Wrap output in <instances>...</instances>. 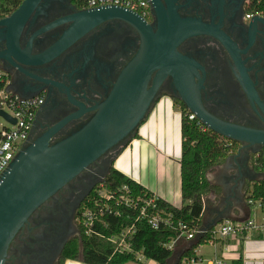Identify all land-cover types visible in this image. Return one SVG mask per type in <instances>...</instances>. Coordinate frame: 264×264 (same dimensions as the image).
<instances>
[{"label":"flooded vegetation","instance_id":"1","mask_svg":"<svg viewBox=\"0 0 264 264\" xmlns=\"http://www.w3.org/2000/svg\"><path fill=\"white\" fill-rule=\"evenodd\" d=\"M150 1L152 16L143 20L154 33L160 20L163 23L173 12L199 28L176 47L196 66H182L177 77L176 60L169 58V71L156 88V98L168 96L188 113L185 98L209 120L264 131V8L256 5L257 0ZM78 10L82 9L71 0H43L22 31L20 49L30 46L32 56L47 50L71 23L39 32ZM145 40L137 27L114 15L49 62L31 63L27 56L12 53L0 58V72L7 74L12 92L42 98L29 142L64 123L52 139L60 142L92 122L122 76L148 72L146 61L141 69L131 68ZM6 50V43L0 41V54ZM149 74L147 89L151 90L162 75L161 68ZM219 137L235 147L232 154H239L227 165L239 161L244 175L251 148ZM119 147L110 149L32 214L13 239L5 264H60L75 242L82 255L83 206L108 176Z\"/></svg>","mask_w":264,"mask_h":264},{"label":"water","instance_id":"2","mask_svg":"<svg viewBox=\"0 0 264 264\" xmlns=\"http://www.w3.org/2000/svg\"><path fill=\"white\" fill-rule=\"evenodd\" d=\"M42 1L24 0L14 13L0 19V41L6 43L7 49L0 54V58H9V54L12 53L15 57L27 56L31 63L49 62L65 53L104 20L115 15L137 27L146 38L143 51L132 63L131 68L141 69L142 62L146 61L144 69L148 72L144 75L122 76L112 98L102 106L95 119L79 132L55 143L52 139L63 126L64 123H61L33 142H28L9 169L0 176V264L6 263L13 239L39 207L110 149L120 146L118 155L133 139L156 105L157 99L161 97L156 98V88L167 74L166 71H169V58L176 60L177 77L183 69L182 66H196L193 60L176 51L182 40L197 34L199 28L195 27L193 20L181 19L173 12L171 18L163 20V23L160 20L159 30L154 33L139 14L118 7L82 9L53 22L39 33L62 24H71L52 46L41 54L32 56L30 46L26 50L20 49V37L28 19ZM158 67L161 68L162 75L155 81V87L148 90L149 72ZM177 85L182 87L178 81ZM184 101L189 112L196 114L197 119L208 130L240 143L243 147L251 148V155L264 147V131L231 125L215 119L209 120L196 108L191 107L185 98ZM1 115L10 119L5 113L1 112ZM236 156H229L225 164ZM233 208L234 206L228 204L219 206L220 222L229 220ZM173 258L174 255L171 259ZM180 259L181 257H178L175 264H178Z\"/></svg>","mask_w":264,"mask_h":264},{"label":"trees","instance_id":"3","mask_svg":"<svg viewBox=\"0 0 264 264\" xmlns=\"http://www.w3.org/2000/svg\"><path fill=\"white\" fill-rule=\"evenodd\" d=\"M24 0H0V18H5L14 13ZM71 2L82 9L79 0ZM256 5L264 8V0H257ZM177 107V104H175ZM182 112V199L184 206L181 209L173 207L162 199L157 200L159 211L164 215H172L173 221H182L190 228H203L202 215L204 211V198L209 195L213 187L207 180V174L214 167L225 163L226 159L235 150L234 146L221 140L219 135L212 131L202 132L196 122L190 121L184 108ZM136 133L133 138H138ZM117 156V155H116ZM251 164L258 172L264 173V155L257 158L251 155ZM128 187L134 196L148 197L153 194L143 186L129 177L117 171L112 165L106 179L100 183L91 193L85 202L82 213L86 208H93L92 201L98 195V191L112 192L116 189ZM249 201H262L264 203V179L256 181L248 188ZM81 213V215H82ZM137 211L120 208L118 216L105 217L103 221H96L94 230L98 234L88 236L82 227V248L80 256V244L75 242L69 245L60 264L67 260L81 261L84 264H129L139 263V255L146 260L157 264H168L174 252L167 246L177 237L178 233L168 227L161 226L158 230L153 229L146 220L139 219ZM135 225L136 232L130 240L132 251L115 253L116 245L109 242V238L119 235L123 230ZM205 237L194 241L181 257L178 264H181L184 257L194 255V250L204 244ZM232 264H244L243 251L240 257Z\"/></svg>","mask_w":264,"mask_h":264},{"label":"crops","instance_id":"4","mask_svg":"<svg viewBox=\"0 0 264 264\" xmlns=\"http://www.w3.org/2000/svg\"><path fill=\"white\" fill-rule=\"evenodd\" d=\"M137 134L138 138L131 139L127 146L120 150L113 162L114 168L150 191L157 199L181 209L184 206L181 191V110L170 97H161L139 127ZM237 157L239 154L234 158ZM242 169L238 161L231 165L222 164L208 172L207 180L213 190L204 198L201 221L203 228L209 229L220 222L218 210L221 204L234 206L229 214L231 221L255 220L256 206L264 211L257 201L248 200L249 186L263 180L264 173L256 171L251 161L248 162L244 175ZM193 243L194 241L185 238L179 240L172 250L174 257L176 254L182 257ZM207 247L211 249L210 252L202 250L205 245L197 248L206 260L213 258L216 253L223 257L227 264H232L239 259L242 250L244 264H264V233L261 232L252 231L241 241L226 239L219 242L216 248ZM147 261L148 264H157L151 260ZM65 264L84 263L67 260Z\"/></svg>","mask_w":264,"mask_h":264},{"label":"built area","instance_id":"5","mask_svg":"<svg viewBox=\"0 0 264 264\" xmlns=\"http://www.w3.org/2000/svg\"><path fill=\"white\" fill-rule=\"evenodd\" d=\"M82 9H98L105 7H118L139 14L142 18H151L152 7L150 0H79ZM42 104V98L34 96L23 98L10 90V80L6 73L0 72V118L5 122L0 130V176L9 169L11 163L29 142L37 110ZM5 113L10 119L1 115ZM188 119L194 121L200 131L206 132L208 128L197 119L196 115L188 112ZM257 158L264 155V147L256 154ZM157 198L152 195L148 197L134 196L128 187L116 189L112 192L98 191V195L92 201L93 208H86L81 215V224L85 234L91 236L97 234L94 230L96 221H103L105 217L119 215L120 208L137 211L139 219H144L155 230L161 226L168 227L178 233L177 237L167 246L174 250L175 244L185 238H203V245L216 248L219 242L226 239L241 241L250 232L264 233V218L261 222L255 220L231 221L225 220L214 227L190 228L186 223L173 221L172 215L164 216L158 208ZM252 202V201H251ZM264 208L262 201H257ZM136 232L135 225L126 228L119 235L109 238V242L116 245L115 253L132 251L130 240ZM98 235V234H97ZM144 258L139 255V260ZM181 264H227L223 257L216 253L213 258L206 260L198 249L194 255L184 257Z\"/></svg>","mask_w":264,"mask_h":264},{"label":"rangeland","instance_id":"6","mask_svg":"<svg viewBox=\"0 0 264 264\" xmlns=\"http://www.w3.org/2000/svg\"><path fill=\"white\" fill-rule=\"evenodd\" d=\"M4 125H5V122L0 118V130H1L2 126H4ZM250 153H251V152H250ZM250 155H251V154H250ZM260 178H261V177H260ZM260 178H258V180H259ZM254 210H255V212H256V214H255V216H254V219H255L256 221H258V222H261L262 219L264 218V211L262 212L260 209H258V206H256V207L254 208ZM207 246H208V245H205V248H203L202 250L205 251V252H210L211 249H210L209 247H207ZM177 258H178V254H176L175 257H174L172 260H170L169 264H175V263L177 262ZM140 261H141V262H139V263H129V264H148V263H149V262H148L146 259H144V258H142Z\"/></svg>","mask_w":264,"mask_h":264}]
</instances>
